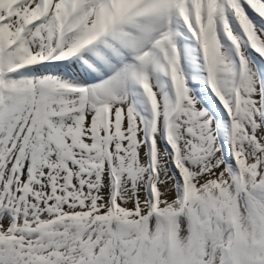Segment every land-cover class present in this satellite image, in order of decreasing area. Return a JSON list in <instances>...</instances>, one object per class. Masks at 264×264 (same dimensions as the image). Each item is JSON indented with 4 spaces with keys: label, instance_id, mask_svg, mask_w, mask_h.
I'll list each match as a JSON object with an SVG mask.
<instances>
[{
    "label": "snow or ice",
    "instance_id": "snow-or-ice-1",
    "mask_svg": "<svg viewBox=\"0 0 264 264\" xmlns=\"http://www.w3.org/2000/svg\"><path fill=\"white\" fill-rule=\"evenodd\" d=\"M0 264H264V0H0Z\"/></svg>",
    "mask_w": 264,
    "mask_h": 264
}]
</instances>
